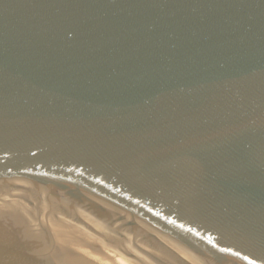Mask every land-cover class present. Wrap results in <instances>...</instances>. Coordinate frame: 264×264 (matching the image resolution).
<instances>
[{"label":"water","instance_id":"95a60500","mask_svg":"<svg viewBox=\"0 0 264 264\" xmlns=\"http://www.w3.org/2000/svg\"><path fill=\"white\" fill-rule=\"evenodd\" d=\"M0 215L25 263L264 264V0H0Z\"/></svg>","mask_w":264,"mask_h":264},{"label":"rangeland","instance_id":"374dc122","mask_svg":"<svg viewBox=\"0 0 264 264\" xmlns=\"http://www.w3.org/2000/svg\"><path fill=\"white\" fill-rule=\"evenodd\" d=\"M0 219H2L1 222H3V224L5 225V226L0 225V228L4 227V228H2L3 231H8L9 230L8 231V234H7L8 236H5V237H1L0 236V264H32V263H25V262L21 261L19 257L14 256L13 254H10V252H8V249H7L8 248L9 241H10L9 238H11V237H14V238H17V239H26L27 238V236H24L23 237V235H19L21 233L23 234V233L26 232L25 230L19 231L18 225L22 224L23 222L21 220H18V219L15 218L13 220L15 222V224H16L15 227L14 226L13 227H10V226H12V225H8L9 224L8 222H11L10 217L0 215ZM22 225H24V223ZM63 228H65V229H63ZM66 228H69L70 229V232L69 231H66V230H68ZM53 229L55 231H57L58 233H60L62 236H66V237L68 236V238L71 239V240L72 239H77L78 237L80 238V235L79 234H77V233L74 234L77 230H75L73 228H70L68 226H63V224L56 223V225L53 226ZM10 230H12V231H10ZM82 235H85V234L83 233ZM85 236L86 237H89V239L91 241L90 243L87 242L88 243L87 246L90 247V249H89L90 251L97 252L98 255H100V254L102 256L105 255L108 258H111L112 256L113 257L115 256L114 258H116L117 255H120L117 252H115V250L111 249L110 247L106 246L105 244H103L101 242H99L100 244L97 243L98 245H96L95 243L92 244V242L93 241H96V239H94V238H92V237H90L88 235H85ZM70 244L71 243H69V245ZM70 247H73V246H70ZM73 249L75 250L76 248H73ZM76 250H78V249H76ZM88 254H90V252ZM91 256H92V254H91ZM81 258H83V257H81ZM69 259H71V260H69ZM69 259L67 260V262L65 264H76V263L77 264H81V262H76V261L74 262V260H76L77 258H69ZM88 260H90L89 261L90 263L92 262L94 264V262H93L94 259H93V261H92V259H88ZM100 260H103V259H99L98 258V261H100ZM81 261H82V259H81ZM101 263L102 264H106L104 262H101Z\"/></svg>","mask_w":264,"mask_h":264},{"label":"bare ground","instance_id":"6f19581e","mask_svg":"<svg viewBox=\"0 0 264 264\" xmlns=\"http://www.w3.org/2000/svg\"><path fill=\"white\" fill-rule=\"evenodd\" d=\"M1 220L2 219H0V225H2V226H5L4 224H3V222H1ZM10 220H11V222H8L9 224L8 225H12V226H10V227H15V222L13 221L14 219L12 218L11 219V217H10ZM7 222V221H6ZM22 223V222H21ZM23 224V223H22ZM22 224H20V225H18V227H19V231H22V230H25L26 231V228H25V225H22ZM54 225H56V224H54ZM53 225V226H54ZM63 226H66V225H63ZM59 227V226H58ZM2 228H4V227H2ZM2 228H0V236L1 237H5V236H8L7 234H8V231H3V229ZM21 229V230H20ZM63 229H65V228H63ZM66 229H68V230H66V231H69L70 232V229L69 228H66ZM10 231H12V230H10ZM16 231V230H15ZM19 233V232H18ZM21 233V232H20ZM66 233V232H65ZM79 234L80 235V238L78 237L77 239H69L68 238V236L66 237V236H64L67 240H68V242L69 243H71L70 244V246H73V247H71L72 249L73 248H76V249H78V250H76L75 249V255H73V256H71L70 258H77L76 260H74V262L76 261V262H81V264H93L92 262L90 263L89 261L90 260H88V259H92V261H93V259H94V264H102L101 262H104V263H106V264H129L128 262H127V260L123 257V256H121V255H117V257L116 258H114L113 256L111 257V258H108L107 256H102L101 254L100 255H98V253L97 252H92V251H90L89 249H90V247L89 246H87L88 245V243H90L91 241H90V239H89V237H86L85 235H82L83 233L82 232H79V231H76L74 234ZM19 235H22V233L21 234H19ZM24 237V236H23ZM98 240H96V241H93L92 242V244L93 243H95L96 245H98V244H100L99 243V241L97 242ZM88 242V243H87ZM98 243V244H97ZM94 246V245H93ZM100 247V246H99ZM93 249V248H92ZM109 249V248H108ZM90 252V254H88ZM116 252V251H115ZM91 254H92V256H91ZM113 254V253H112ZM81 257H83V258H81ZM98 258L99 259H103V260H100V261H98ZM81 259H82V261H81ZM69 260H71V259H69ZM77 264V263H76Z\"/></svg>","mask_w":264,"mask_h":264}]
</instances>
